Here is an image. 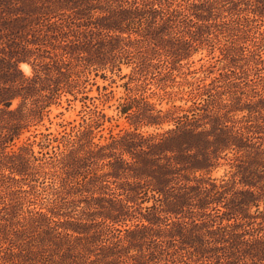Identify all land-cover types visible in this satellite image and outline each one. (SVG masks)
<instances>
[{"label":"rangeland","instance_id":"374dc122","mask_svg":"<svg viewBox=\"0 0 264 264\" xmlns=\"http://www.w3.org/2000/svg\"><path fill=\"white\" fill-rule=\"evenodd\" d=\"M126 21L131 37L119 30ZM174 35L191 54L171 70L166 51L182 44ZM111 37L131 52L118 53L113 69L90 63L106 57L99 52ZM28 78L27 110L46 107L20 143L29 138L49 172L26 193L33 204L24 209L50 208L56 222L35 228L42 217L24 212L22 233L0 240V262L264 264V0H0V85ZM199 90L211 94L196 98L202 112L227 120L246 147L169 182L84 158L71 175L61 169L64 134L93 120L96 142L134 130L138 118L120 111L128 96L146 114L193 108ZM169 127L141 124L138 133ZM56 229L72 236L55 237Z\"/></svg>","mask_w":264,"mask_h":264},{"label":"trees","instance_id":"16d2710c","mask_svg":"<svg viewBox=\"0 0 264 264\" xmlns=\"http://www.w3.org/2000/svg\"><path fill=\"white\" fill-rule=\"evenodd\" d=\"M131 27V21H126L122 29L119 28V30L131 37V34L135 32ZM172 37L174 42L182 43L181 46L177 45L172 47L171 51H166V55L172 59L173 67L171 70H174L176 66H182L181 62L187 59L191 52L187 51V45L190 43L188 40L179 41L176 35ZM111 39L109 44H101L106 49L99 53H104L103 56L106 57H93V61L90 63L103 69L109 68V64L114 68L119 66L117 65L118 58L119 60L122 58L118 57V53H124L125 50L126 54L131 52L124 49V46L113 42L121 39V37H111ZM101 45L95 47L96 50ZM168 73L171 75L172 72ZM64 75L68 76L67 74ZM70 77L71 75L68 76V80ZM12 83L15 84L16 81H12ZM34 87V79L31 80L30 78L11 86L0 85V221L3 222H0V240L11 241L10 243L13 242L11 234L17 236L22 233L24 219L21 220V215L24 212L31 213L28 218L30 220L34 219L35 215L42 217V221H37L33 226L35 228H40L38 224L43 225L44 223V229L50 230L52 229L51 222H56L52 218L54 212L50 208L48 210L52 213L51 215L46 211L34 212L31 208L24 209L26 202L33 204L27 198L26 193L35 189L41 183V178H44V175L49 172L46 161H42L36 155L33 148L34 143L29 142V138L20 143L21 137L28 130L30 123L34 119L41 118L43 109L46 107L27 110L26 99L29 91L33 90ZM67 88H69L68 91H65L72 93L71 88L73 86L70 82ZM196 94L193 97V108L183 109L181 106L173 105L172 108L165 111L160 109L156 113L148 112L146 114L140 112V108L135 105V101H138L137 97L128 96L127 102L122 103L120 111L123 114L133 113V116L138 118V122L131 123L134 130L124 134L114 135L111 133L110 141L107 143L96 142L94 141V129L99 127L100 123L99 120H93V122L78 129L74 135L69 134L67 137L68 134H64V141L62 142H64L63 146L67 158L62 162L61 169L71 175L73 174L70 173L71 165L74 160L84 158L96 163L108 162L111 164V168L119 173L131 170L137 174L144 172L142 174L148 176L158 172L164 181L169 182L181 170L195 173L207 169L208 166H211L213 158H220L222 155H226L229 150L246 147L245 137L238 136L234 131L228 130L227 120L221 119L217 115L209 116V114L202 112L201 101L197 102L198 99L196 98L198 96L203 98L202 96L205 94L211 96V94L201 92V90ZM19 97L22 98V102L17 107L12 108L13 101ZM141 124L159 127L169 125L170 127L163 132L150 133L145 136L138 133ZM48 145H50L49 141ZM206 148L207 150H205ZM210 148L214 156L210 155ZM126 155L128 157H125ZM163 160H171V162L167 163ZM13 181L18 184L15 185ZM163 183L165 182H162L161 186H164ZM24 185H28L29 189L24 188ZM14 186H18V188L14 190ZM156 190L157 192L160 191L161 187H157ZM10 195L12 197L7 201V197ZM131 198L133 196L129 195L128 199ZM32 221L34 222V220ZM18 225L22 227L20 228ZM54 234H57L55 237L60 235L72 236L57 229ZM12 248L10 247V249ZM12 252H14L13 249ZM9 260L2 261L0 264H8Z\"/></svg>","mask_w":264,"mask_h":264}]
</instances>
